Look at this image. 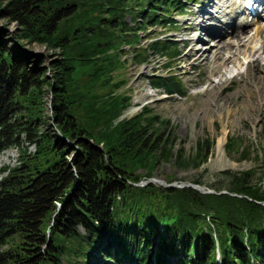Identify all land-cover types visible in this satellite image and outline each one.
I'll return each instance as SVG.
<instances>
[{"label": "trees", "instance_id": "obj_1", "mask_svg": "<svg viewBox=\"0 0 264 264\" xmlns=\"http://www.w3.org/2000/svg\"><path fill=\"white\" fill-rule=\"evenodd\" d=\"M185 6L0 0V17L18 26L12 39L0 27V152L14 145L21 159L0 167V264H88L96 250L115 264H172L175 256V264H215L217 253L220 264H264V162L219 170L226 183L217 178L206 191L174 184V174H165L167 184L146 181L160 160L201 166L213 139L197 138L186 154L170 120L151 108L121 116L131 103L122 54L139 64L163 57L165 71L149 84L182 93L171 70L178 43L167 35L143 43L138 32L177 27L169 14ZM23 41L57 49L50 71L44 58L30 63L17 48ZM20 133L33 152L20 146ZM224 149L251 151L230 134Z\"/></svg>", "mask_w": 264, "mask_h": 264}, {"label": "rangeland", "instance_id": "obj_2", "mask_svg": "<svg viewBox=\"0 0 264 264\" xmlns=\"http://www.w3.org/2000/svg\"><path fill=\"white\" fill-rule=\"evenodd\" d=\"M194 1H196L197 4H195ZM203 1L209 3L206 8H211L213 10L211 13L220 15V17L222 16L221 12L224 11V6H220L219 4L222 3L223 0H189L187 2L184 1L186 7L183 8V12H175L172 10L169 14V16L178 20L176 24V26L178 25L177 28L162 27L155 24L154 26H148L143 31L138 32L141 35L143 43L151 37H154V35L162 36L166 34L168 38L178 43V50L180 52L178 56L172 60L173 66L171 70L180 77L182 93H166L161 88H154L149 84L148 76L150 74H156V72L163 73L165 71L162 67L163 57H159L156 54L151 59L147 60V62L139 64L129 60L130 53L121 55L125 59V65L121 69V73L126 79L123 86L131 97L130 105L124 108L121 116L134 114L143 106L151 108V110L157 115L159 114L160 117L170 120V125L177 136L176 140H178L176 146L182 142L186 154L191 152L197 138L208 136L213 139L212 151L209 153L205 163L201 166L197 168L192 165L181 167L173 163L172 160H160L155 169H153L152 176L146 179V181L153 180L158 184H167V177L165 174H174L175 178L172 182L176 185L190 183V181L196 177L201 182L199 185H201L203 189H210L211 185L216 184L217 178H220L219 180L222 184L227 181L228 177L221 176L218 172L219 170L238 171L239 169L250 167H255L257 169V167H260L259 165H262L264 162V105L260 106L258 103L259 100L264 101V87H262L261 92L259 91L258 93L252 87L253 91H251V95H247L245 90L241 89L242 74L247 69V63L254 59L255 55L248 58L247 55L237 51L238 64L232 65L231 62H228L221 66V70H223L222 74H211V83L209 85H207L208 82L205 80L207 71L204 63V53H200V55L198 53L191 55V49H199L201 46L203 48L201 50H205L204 48L211 46L213 52V50L220 45V42H217L216 39L207 37L203 34L200 28V24L205 26L206 22L210 20L219 25L217 19L208 20L204 18L201 13L188 15V13H192L200 8L199 5L202 4ZM225 9H230V7L227 6ZM205 15L210 14L205 13ZM125 18L126 21L131 23L128 16H125ZM196 22L198 23L195 24ZM259 25H264V14L257 18L256 22L244 23V25L240 27V30H243L241 32V37L247 39L256 35L257 32L255 29ZM2 26L7 34L6 38L12 39L16 35L15 33L18 27L16 23L12 21L6 22L5 19L0 17V27ZM184 27H190V30L191 27H194L193 31L190 32L191 35H203L206 39L204 41L200 40L198 43L194 40L189 42V44L187 41V44H184L185 40L182 38ZM225 38H227V36H225ZM252 46L255 48L258 47L260 46V42L254 39L251 43V47ZM124 47L127 48V45ZM17 48L28 51L31 56L30 63L34 57L44 58L43 64L47 67V72L50 71V67H48L50 60L58 56L56 48L51 50L42 43H29L23 41ZM212 52L209 54L211 55ZM224 52H227V50H224ZM258 58H260L261 64L264 65V52L259 55ZM222 67L224 68L222 69ZM216 84H220L222 87V89L217 90V92L220 91V96L223 98L227 97L225 100L220 99L222 105L217 108L216 106L213 107L214 110L212 107L211 109L204 108V111L198 109L205 99V88L207 86L213 87ZM240 102H242L245 107L238 109V105L241 104ZM229 111H231L230 114ZM226 114L230 116H226ZM229 134L239 135L244 141V144L251 148L247 156H240L239 151L227 152V150L224 149V143ZM221 135H223V144L218 152V150H216V143ZM18 136H20V146L26 147L27 152H33L35 149L34 142L29 141L23 133H20ZM19 154L20 148L14 145L1 150L0 167L2 165L13 166L20 164L21 159L19 158ZM2 173H4V171L0 170V176H2ZM255 174L259 175L260 172ZM262 183L264 185V177ZM222 191H224V189ZM94 253L96 257L93 256L94 258L89 260L88 264H115L113 260L108 258L105 259L98 255L97 250ZM175 262L176 256L170 259V263L175 264ZM62 264L72 263L64 259Z\"/></svg>", "mask_w": 264, "mask_h": 264}, {"label": "bare ground", "instance_id": "obj_3", "mask_svg": "<svg viewBox=\"0 0 264 264\" xmlns=\"http://www.w3.org/2000/svg\"><path fill=\"white\" fill-rule=\"evenodd\" d=\"M235 1V0H234ZM263 3L264 7V0H260ZM240 6L235 2V8H239ZM224 13H227L225 11ZM228 18L223 22V25L219 27V29L216 30V26L212 25H203L204 27L203 30L205 31L206 34H208L210 37L212 36L213 39H216L217 42H220V45L215 48L212 52V47H206L203 49L201 46L199 49H191V55L198 53H204V63L206 67L207 74L205 75V80L207 85H209L210 82V76L213 73H221L223 70H221V66L227 64L228 62H231L232 65L238 64V52H241L242 54L247 55V57H252L254 56L255 58L249 61L247 69L245 72L242 74V84H241V89H244L247 95H251L252 87L257 93L260 91L261 88L264 87V65L261 64L259 55H261L264 52V25H259L256 27V32L257 34L254 36H251L247 39H243L241 37V31L239 29L240 24H236L235 22L232 23L231 19L232 18V13H227ZM219 21V20H218ZM240 21L242 23L247 22L246 15L243 17V19ZM195 27V26H194ZM194 27H191L194 29ZM227 36V38H225ZM201 37L196 36V37H191L188 38V44L189 42L200 40ZM254 39H257L260 42V46L258 47H251V43L253 42ZM216 42V41H215ZM198 43V42H197ZM212 48V49H211ZM224 50H227V52H224ZM238 51V52H237ZM212 54L210 55L209 53ZM207 62V63H206ZM201 68V67H200ZM224 67H222L223 69ZM218 89H222L220 84H216L213 87H206L204 94H205V99L202 101V104L198 109H204V108H210L214 110L213 107L216 106L220 107L222 104L220 102V99H226L227 97L223 98L220 96V91L217 92ZM264 91V90H263ZM239 94V91H238ZM259 97V96H258ZM261 97V96H260ZM228 100V99H227ZM227 102V101H226ZM264 101L259 100V105L262 106L264 105ZM241 104L238 105L239 108H244V104L240 102ZM247 104V103H246ZM250 104V103H249ZM247 107V106H246ZM204 111V110H203ZM231 111H229L230 114ZM254 112V111H253ZM214 113V112H213ZM229 114H226V116H230ZM242 114V113H241ZM224 135V134H223ZM223 135L218 138L217 140V147L216 150L218 152L220 151L222 144H223ZM222 152V151H221Z\"/></svg>", "mask_w": 264, "mask_h": 264}, {"label": "water", "instance_id": "obj_4", "mask_svg": "<svg viewBox=\"0 0 264 264\" xmlns=\"http://www.w3.org/2000/svg\"><path fill=\"white\" fill-rule=\"evenodd\" d=\"M184 184H189V185H192V186H194V187H197L198 189H200V190H202V191H205V189H203L202 186L199 185V184H197V183H195V184H193V183H184ZM263 202H264V201H263Z\"/></svg>", "mask_w": 264, "mask_h": 264}]
</instances>
